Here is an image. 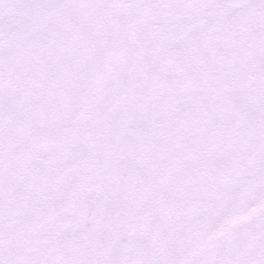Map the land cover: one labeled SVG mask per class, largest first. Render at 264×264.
<instances>
[{
  "label": "rangeland",
  "instance_id": "374dc122",
  "mask_svg": "<svg viewBox=\"0 0 264 264\" xmlns=\"http://www.w3.org/2000/svg\"><path fill=\"white\" fill-rule=\"evenodd\" d=\"M0 264H264V0H0Z\"/></svg>",
  "mask_w": 264,
  "mask_h": 264
},
{
  "label": "water",
  "instance_id": "95a60500",
  "mask_svg": "<svg viewBox=\"0 0 264 264\" xmlns=\"http://www.w3.org/2000/svg\"><path fill=\"white\" fill-rule=\"evenodd\" d=\"M38 161H39V159H38Z\"/></svg>",
  "mask_w": 264,
  "mask_h": 264
}]
</instances>
